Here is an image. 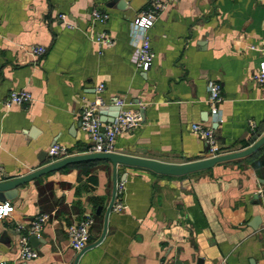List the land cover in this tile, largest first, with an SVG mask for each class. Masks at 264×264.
Wrapping results in <instances>:
<instances>
[{
  "label": "crops",
  "instance_id": "crops-1",
  "mask_svg": "<svg viewBox=\"0 0 264 264\" xmlns=\"http://www.w3.org/2000/svg\"><path fill=\"white\" fill-rule=\"evenodd\" d=\"M149 2L0 0L5 180L47 163L53 144L84 153L90 136L79 115L99 82L103 107L122 99L141 116L137 127L117 135L114 152L184 163L206 157L191 123L214 127L221 153L241 150L264 133V95L252 80L264 60V0H178L167 6L148 31L153 60L141 71L133 62L141 30L131 22ZM95 8L109 17L91 27ZM60 14L75 27L68 28ZM101 33L110 36L111 46L98 44ZM34 45L45 53L29 54ZM210 81L220 83L223 96L217 124L206 101ZM13 90H27L31 102L6 107ZM108 108L100 113L106 121ZM116 174L120 190L105 235L78 258L67 226L90 220L89 242L99 238L112 191L111 162L69 164L20 185L0 203V212L5 204L13 207L0 217V263L264 264V145L181 176L121 164ZM39 214L49 218L32 245L38 256L21 260L19 238Z\"/></svg>",
  "mask_w": 264,
  "mask_h": 264
},
{
  "label": "built area",
  "instance_id": "built-area-1",
  "mask_svg": "<svg viewBox=\"0 0 264 264\" xmlns=\"http://www.w3.org/2000/svg\"><path fill=\"white\" fill-rule=\"evenodd\" d=\"M178 0H150L148 5L135 16L131 22L134 28L141 30L140 41L133 56V62L141 71H147L152 64L153 52L150 46L149 29L154 24L159 13L167 6L176 3ZM59 19L65 23L68 28H73L75 25L70 23L64 14H60ZM107 12L93 9L90 14V23L93 27L97 23H104L108 19ZM1 24V19H0ZM96 41L100 46L109 47L113 44V40L105 33L97 36ZM28 53L40 56L45 53V47L34 45L28 49ZM252 80L260 86L264 95V60L260 61L257 70L252 74ZM104 90V84L99 82L95 85V96L87 103L80 112V126L90 136V143L84 153L92 152H114L115 139L117 135L132 130L141 122L139 112L132 111L125 107L122 99H114L113 103L119 107L116 116L111 121H106L100 116V108L104 102L101 93ZM207 104L209 106V114L213 121L217 124L221 121L219 104L223 101L221 93V85L218 81H210L207 84ZM31 94L27 90H13L7 94L3 104L6 107L11 105H27L31 102ZM250 127L254 124L250 122ZM190 129L200 136L204 141L206 153L205 158L217 156L221 154L220 147L216 141L215 129L212 126H204L199 123H191ZM72 155L67 147L61 144H53L47 149L48 162H54ZM5 180L4 172L0 169V181ZM120 190V185L117 184ZM117 191V190H116ZM118 204L117 207H119ZM13 209L12 206L5 204L1 207L0 217L7 215ZM49 214H39L35 216L26 228L27 233L19 238V253L18 257L21 260H30L38 256L37 251L29 242L31 235L38 236L44 223L48 220ZM90 220L72 223L67 226L66 235L69 246L76 252L84 250L89 242L88 226ZM3 264V263H0Z\"/></svg>",
  "mask_w": 264,
  "mask_h": 264
},
{
  "label": "water",
  "instance_id": "water-1",
  "mask_svg": "<svg viewBox=\"0 0 264 264\" xmlns=\"http://www.w3.org/2000/svg\"><path fill=\"white\" fill-rule=\"evenodd\" d=\"M107 108L108 107L102 106L100 108V113L103 112V111L101 112V110H104ZM108 109L112 110V114H111V119L107 121H111L113 117L116 116L119 110V107L116 106L114 103H112V106L109 107ZM263 144H264V133L258 139H256L252 144H250L249 146L241 150L221 153L217 156H213L209 158H202L199 160H194V161L184 162V163L162 162V161L155 160V159L130 156V155H126V154H122L118 152H92V153L72 154L62 159L56 160L54 162H47V163H45V156H44V157L39 158L40 162L45 163L41 167L27 174H24L22 176H17V177L8 179V180L0 181V203H4L6 200L12 199L15 196L16 190L20 185L26 182H29L35 178H38L42 175H45L49 172L61 169L69 164H74V163L83 162V161H90V160H106V161L111 162L112 164V191H111V196H110L108 206L105 210L101 235L96 241L88 244V246L84 250L80 251L77 254V258H78L85 250L100 243L105 235V232L107 229L108 214L113 206L115 195H116V190H117L116 166L118 164L146 168L158 174L181 176V175L189 174L192 172H197L200 170L211 168L215 164L220 163V162L235 160V159L249 156L256 150H258ZM38 239H39L38 236L31 235L29 237V242L31 243V245L34 246L38 243L39 241ZM177 264H186V263L178 262Z\"/></svg>",
  "mask_w": 264,
  "mask_h": 264
},
{
  "label": "trees",
  "instance_id": "trees-1",
  "mask_svg": "<svg viewBox=\"0 0 264 264\" xmlns=\"http://www.w3.org/2000/svg\"><path fill=\"white\" fill-rule=\"evenodd\" d=\"M258 136H259V134H257V135L255 136L254 141L257 139ZM248 145H249V143H243V144H242V147H247ZM263 145H264V144H263ZM263 145H262V146H263ZM262 146H261V147H262ZM261 147H260V148H261ZM95 161L98 162L99 160H90V161H83V162H78V163H90V162H95ZM105 161H106V160H105Z\"/></svg>",
  "mask_w": 264,
  "mask_h": 264
}]
</instances>
